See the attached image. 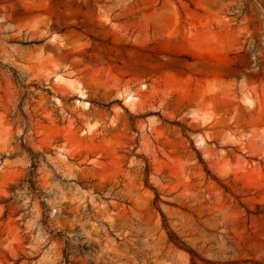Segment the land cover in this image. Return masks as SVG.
Wrapping results in <instances>:
<instances>
[{
	"label": "rangeland",
	"instance_id": "1",
	"mask_svg": "<svg viewBox=\"0 0 264 264\" xmlns=\"http://www.w3.org/2000/svg\"><path fill=\"white\" fill-rule=\"evenodd\" d=\"M0 264H264V0H0Z\"/></svg>",
	"mask_w": 264,
	"mask_h": 264
},
{
	"label": "trees",
	"instance_id": "2",
	"mask_svg": "<svg viewBox=\"0 0 264 264\" xmlns=\"http://www.w3.org/2000/svg\"><path fill=\"white\" fill-rule=\"evenodd\" d=\"M30 152H32V154L34 155L35 152L32 151L31 149H29ZM37 165H36V161L33 163L32 165V168H35ZM26 182L28 183V186L31 190H37V187H36V182L34 180V171L32 170L30 172V174L28 175V179H26ZM168 236H169V239L171 241H173L174 243H176V237H174V232L173 231H168Z\"/></svg>",
	"mask_w": 264,
	"mask_h": 264
}]
</instances>
